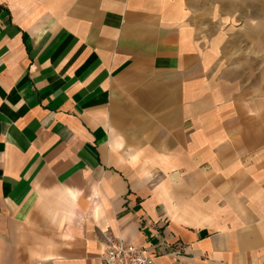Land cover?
<instances>
[{"label":"crops","instance_id":"1","mask_svg":"<svg viewBox=\"0 0 264 264\" xmlns=\"http://www.w3.org/2000/svg\"><path fill=\"white\" fill-rule=\"evenodd\" d=\"M245 1L0 0V264H100L106 237L264 264V4Z\"/></svg>","mask_w":264,"mask_h":264},{"label":"built area","instance_id":"2","mask_svg":"<svg viewBox=\"0 0 264 264\" xmlns=\"http://www.w3.org/2000/svg\"><path fill=\"white\" fill-rule=\"evenodd\" d=\"M100 264H156L148 247L137 246L115 237H106Z\"/></svg>","mask_w":264,"mask_h":264},{"label":"rangeland","instance_id":"3","mask_svg":"<svg viewBox=\"0 0 264 264\" xmlns=\"http://www.w3.org/2000/svg\"><path fill=\"white\" fill-rule=\"evenodd\" d=\"M219 1H221V2H226V1H228V0H219ZM245 0H236V6H237V9H238V11L239 10H242V9H244L245 8V6H246V4H245ZM255 5L256 4H260V5H262V3L264 4V0H255L254 2H253ZM263 9H264V7H263ZM254 12L256 13V8L254 9ZM257 15L258 14H260V13H256ZM261 15V14H260ZM240 17V16H239ZM241 22V21H240Z\"/></svg>","mask_w":264,"mask_h":264}]
</instances>
